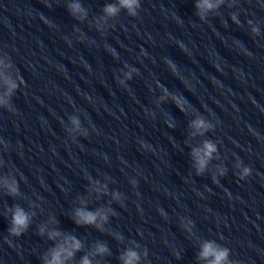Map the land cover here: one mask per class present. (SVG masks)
I'll return each mask as SVG.
<instances>
[{
	"label": "water",
	"instance_id": "obj_1",
	"mask_svg": "<svg viewBox=\"0 0 264 264\" xmlns=\"http://www.w3.org/2000/svg\"><path fill=\"white\" fill-rule=\"evenodd\" d=\"M199 2L138 0L130 16L119 0H0V264H45L70 237L65 264H210L206 242L264 264V0L204 19ZM78 209L107 220L78 225Z\"/></svg>",
	"mask_w": 264,
	"mask_h": 264
},
{
	"label": "clouds",
	"instance_id": "obj_2",
	"mask_svg": "<svg viewBox=\"0 0 264 264\" xmlns=\"http://www.w3.org/2000/svg\"><path fill=\"white\" fill-rule=\"evenodd\" d=\"M223 3V0H216L214 3L213 0H200L199 3H197L196 7L199 10L200 18L204 19V14L208 11H211L219 5ZM120 8H124L127 10L128 14L130 16L136 15V9L139 7L138 0H119ZM73 13H79L82 11L81 6L79 4H74L71 6ZM120 8L116 6L109 5L107 6L104 11L108 16H115L119 11ZM235 17H233V20L235 21ZM238 22V21H237ZM254 33L258 32V29H253ZM127 79H131V73L126 74ZM121 84L124 83V81H120ZM9 92L8 95H11V92L14 91L17 87V85L11 81L7 82ZM0 103H4V101H0ZM179 106V104H178ZM181 110H183L181 108ZM72 124L75 125L77 128H79L80 121L78 119L73 118ZM171 127V125H169ZM192 128L196 129L198 132L203 134V132L208 131L212 125L209 123H206L204 119H197L195 120L192 125ZM217 151L216 146L211 142H205L203 144L202 148L195 149L192 153L193 158L195 160L196 164V171L197 174H203L206 170L207 164L210 161V159L213 156V153ZM224 174V170L220 171V175ZM251 174L250 168H244L243 169V175H241L240 179H244L245 177L249 176ZM214 182H216L214 180ZM135 184V181L133 182ZM5 186L8 189L9 195H16L18 193V185L13 181L11 184H5ZM119 199V196L116 197ZM76 223L78 225H93L96 223L97 218L99 217L101 220L106 221L107 216L102 215L101 212L97 211L95 213L85 211L83 209H78L76 211ZM30 217L28 214L25 213L23 209L20 207H16L15 211L13 213L12 217V227L9 229L10 233L12 235L19 236L21 235L29 225ZM43 233V229H41V234ZM60 234L58 232H53L50 235L51 238H55L59 236ZM80 242L77 241L75 238H68V240L65 241L64 245L58 246L56 249H54L51 252V259H45V264H65V260L71 258L76 251L80 250ZM107 249L103 246L98 247V253H105ZM229 251L226 248H219L212 242H206L202 246V250L200 253V258L202 260H210V264H229L228 261ZM121 259L124 261V264H138L139 256L135 251H128L125 256L121 257ZM82 264H90V261L87 257H85L82 261Z\"/></svg>",
	"mask_w": 264,
	"mask_h": 264
}]
</instances>
